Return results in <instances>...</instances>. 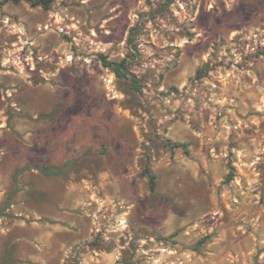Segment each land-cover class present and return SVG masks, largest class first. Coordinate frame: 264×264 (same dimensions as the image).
Wrapping results in <instances>:
<instances>
[{
    "label": "rangeland",
    "instance_id": "rangeland-1",
    "mask_svg": "<svg viewBox=\"0 0 264 264\" xmlns=\"http://www.w3.org/2000/svg\"><path fill=\"white\" fill-rule=\"evenodd\" d=\"M2 1L0 264H264V0Z\"/></svg>",
    "mask_w": 264,
    "mask_h": 264
},
{
    "label": "trees",
    "instance_id": "trees-1",
    "mask_svg": "<svg viewBox=\"0 0 264 264\" xmlns=\"http://www.w3.org/2000/svg\"><path fill=\"white\" fill-rule=\"evenodd\" d=\"M15 3L18 4L20 2H25L28 3L31 7L35 8V7H40L43 10L48 11L52 5V3L54 2V0H3L1 5H5L7 3ZM100 61H101V65L106 68L111 70V72L115 75V77L117 78H128L130 79V81L133 84V87L136 89V91H139V82L138 80L133 77L130 76L127 70V61L121 60L120 62H111L109 61L105 56L103 55H99ZM41 172L45 175H54L57 174L58 171L54 168H50L47 170H41ZM149 183H150V190L153 191L154 190V178L150 175L149 176Z\"/></svg>",
    "mask_w": 264,
    "mask_h": 264
},
{
    "label": "built area",
    "instance_id": "built-area-1",
    "mask_svg": "<svg viewBox=\"0 0 264 264\" xmlns=\"http://www.w3.org/2000/svg\"><path fill=\"white\" fill-rule=\"evenodd\" d=\"M39 62H41V59H39ZM12 64L18 69L28 70L30 72L35 71L36 69L35 61L32 59V57H24L20 51L14 55Z\"/></svg>",
    "mask_w": 264,
    "mask_h": 264
}]
</instances>
